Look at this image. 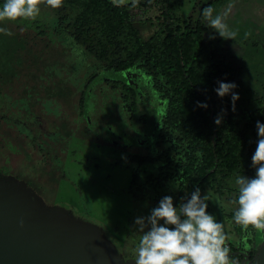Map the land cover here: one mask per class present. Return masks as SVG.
I'll use <instances>...</instances> for the list:
<instances>
[{
    "label": "rangeland",
    "instance_id": "374dc122",
    "mask_svg": "<svg viewBox=\"0 0 264 264\" xmlns=\"http://www.w3.org/2000/svg\"><path fill=\"white\" fill-rule=\"evenodd\" d=\"M84 1L64 0L58 9L42 5L35 20L0 22V28L12 33L0 32V116L5 121H0V176L3 170L15 176L17 185L42 207L68 213L95 230L124 263L135 264L141 235L135 220L150 215L166 191L164 185L156 193L146 178L163 166L157 141L167 100L141 69L106 70L77 43L75 25L90 18L82 10ZM212 1L213 17L221 16L227 30L235 33L225 39L209 28L206 34L218 56L235 70L232 82L239 99L235 113L231 106L220 113L225 123L230 114L240 116L241 104L248 113L256 99L264 98V0H173L169 11L184 24L199 19L202 4ZM164 6L165 0H136L134 5L128 0L120 8L128 13V30L136 29L148 40L164 36ZM18 26L31 32L32 39L22 36ZM116 81L139 91L132 114L123 107ZM139 155L158 159L141 164L134 159ZM136 172L140 177L132 184ZM170 187V196L178 197L176 185ZM207 196V210L223 223L228 245L239 246L223 199ZM241 230L244 238L257 232L260 245L243 246L260 252L264 231L252 226Z\"/></svg>",
    "mask_w": 264,
    "mask_h": 264
},
{
    "label": "trees",
    "instance_id": "16d2710c",
    "mask_svg": "<svg viewBox=\"0 0 264 264\" xmlns=\"http://www.w3.org/2000/svg\"><path fill=\"white\" fill-rule=\"evenodd\" d=\"M172 1L165 0L164 36L159 38L156 35L145 40L136 29L128 30L125 26L128 13L114 6L112 0H85L82 10L87 11L90 18H84L80 27L75 25L80 32L76 40L96 55L106 70L141 69L152 78V85L160 97L167 100L157 141L163 166L157 174L147 176V187L158 189L157 193L165 185L163 195L166 196L173 191L170 184L176 185L180 193L174 201L176 206L185 193L188 198L199 187L202 196L208 194L222 198L227 219H234L238 207L232 202L238 196L235 179L243 175L255 176L251 157L258 138L256 122L264 123V98L256 99V107L248 113L241 104L240 117L230 114L225 123H215L220 113L232 107L231 95L221 98L215 89L218 82H232L235 73L206 37L209 27L203 11L210 7L214 12L216 2H205L199 19H187L181 24L169 11ZM4 2L0 0V8ZM18 27L21 28L18 31L25 33H21L22 36L32 39L31 32ZM114 83L121 89L123 107L132 114L137 108L139 91L125 82ZM197 102L206 103L207 108L198 106ZM134 159L145 164L158 158L139 155ZM2 174L6 179H16L4 170ZM132 177V184H136L139 173ZM234 229L238 234L244 233L238 224Z\"/></svg>",
    "mask_w": 264,
    "mask_h": 264
},
{
    "label": "clouds",
    "instance_id": "9594fccd",
    "mask_svg": "<svg viewBox=\"0 0 264 264\" xmlns=\"http://www.w3.org/2000/svg\"><path fill=\"white\" fill-rule=\"evenodd\" d=\"M64 0H5L0 8V22L17 19L35 20L40 14L41 6L58 9ZM136 0H132L133 5ZM114 6L121 7L128 0H112ZM213 9L207 8L203 16L208 27L220 37L231 39L235 33L227 30V25L221 16L213 18ZM0 32L6 35L12 33L5 28ZM214 39V36L209 37ZM215 89L223 98L231 95L232 110L239 94L233 91L237 85L234 82H218ZM198 106L207 108L206 103L197 102ZM215 123L219 125L218 116ZM257 141L254 154L251 157L255 176H237L238 196L232 201L238 207L234 211V222L247 230L252 226L258 231H264V123L256 122ZM209 197L201 194L196 187L190 197L177 207L170 195L164 196L158 206L151 209L150 215L138 217L135 220L137 231L141 234L136 247L135 264H238L230 255L227 243L228 236L224 225L218 222L213 214L208 212Z\"/></svg>",
    "mask_w": 264,
    "mask_h": 264
},
{
    "label": "water",
    "instance_id": "95a60500",
    "mask_svg": "<svg viewBox=\"0 0 264 264\" xmlns=\"http://www.w3.org/2000/svg\"><path fill=\"white\" fill-rule=\"evenodd\" d=\"M0 264L124 263L95 230L0 176ZM252 264H264V243Z\"/></svg>",
    "mask_w": 264,
    "mask_h": 264
},
{
    "label": "flooded vegetation",
    "instance_id": "af4514ba",
    "mask_svg": "<svg viewBox=\"0 0 264 264\" xmlns=\"http://www.w3.org/2000/svg\"><path fill=\"white\" fill-rule=\"evenodd\" d=\"M238 112H240V116H241L242 112L241 111H238ZM187 195H186L185 199L187 198ZM178 197H176V196L173 197V199H174L173 202ZM180 202H182V199L180 200ZM207 203H209V201H207ZM223 204H225L224 201H223ZM230 221H234V219H230ZM234 225H237V224L234 223ZM234 225H233V228H234ZM242 235L243 234H238L239 238L241 239V242H240L239 246H236L235 244H232V245L229 246L230 250H231L230 251V255H231L233 260L238 262V264H243L244 262H246V264H252L254 259H255V257H256V255H257V253L259 252V250L255 251L254 248L253 249H248V248L251 247V246L255 247V246L260 245V244H258L260 240L259 239L257 240V237H256L257 236V232H255V234H253V237H250V238H248V237L244 238V236H242ZM244 243H248L247 244L248 246H246L248 248L243 246ZM249 243H250V245H249ZM124 262L122 261V263H124ZM124 264H126V263H124Z\"/></svg>",
    "mask_w": 264,
    "mask_h": 264
}]
</instances>
